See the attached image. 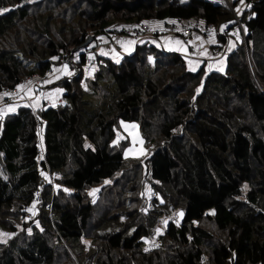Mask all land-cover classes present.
<instances>
[{
    "label": "trees",
    "instance_id": "trees-1",
    "mask_svg": "<svg viewBox=\"0 0 264 264\" xmlns=\"http://www.w3.org/2000/svg\"><path fill=\"white\" fill-rule=\"evenodd\" d=\"M42 1L0 0L11 9L0 14V89L47 74L51 57L117 24L196 19L217 32L240 0H229L232 10L222 0H78L86 7L72 5L76 24L56 27ZM245 1L244 42L223 72L191 71L180 54L145 42L119 63L96 56L86 89L81 75L60 80L63 103L20 105L0 120V227L16 232L35 202L40 225L0 244V264H264V0ZM217 36L225 42L226 32ZM121 121L137 122L152 146L146 176L164 199L152 209L141 204L144 176L138 185L111 143ZM55 170L59 188L41 175ZM98 185L97 218L87 190ZM176 209L183 215L157 233ZM155 237L159 247L145 253Z\"/></svg>",
    "mask_w": 264,
    "mask_h": 264
},
{
    "label": "rangeland",
    "instance_id": "rangeland-1",
    "mask_svg": "<svg viewBox=\"0 0 264 264\" xmlns=\"http://www.w3.org/2000/svg\"><path fill=\"white\" fill-rule=\"evenodd\" d=\"M180 1L184 2V1H188V0H180ZM222 1H224L225 4L232 10L229 0H222ZM54 3H55L54 1L53 2H48L47 0H43L38 5L41 8L40 11H42V9H44V11H43L44 14H49V15L52 16V18L54 20V22L52 23L53 27L57 26V24L59 23V20H65L63 22V24L65 26H67V22H66L67 20H70L69 22L72 23V24H76V22L78 20V17L74 16V13H75L74 8L78 7L80 9H82V8L86 7L85 3L79 4L78 0H71V1L65 3V4H63L61 6L55 5ZM73 4L76 5L74 8H72ZM245 5H247L246 1H245ZM245 5H241L240 1H239V3L236 4L235 9L233 8V10H232L235 13L234 14V18L236 16L240 17L244 13ZM238 7L242 9V12L240 14H237V12H236V9ZM30 12H31L32 15H35V11L34 10H31ZM32 20H33V22H36V23L38 21L36 19H32ZM38 22H40V21H38ZM147 22H149V23H146V24L151 26L153 29H155L154 27H159L161 25V24L157 23V22H159L158 20H151V21H147ZM121 25L122 24L115 25L113 28L116 31H118V32L116 33V31H115V32L110 33V34L113 35V36L118 35V34H123L119 30H117ZM53 29H55V28H53ZM215 30H216V28H215ZM51 33L54 34L55 31L51 30ZM169 33L172 34L171 32H169ZM215 33H216V31H215ZM64 34L67 35V32H65ZM149 35H153V37H154L155 32L152 33V34L150 33ZM54 37L57 40V38L59 36L54 34ZM34 39L37 40L39 38L35 37ZM223 47L224 46H222L221 48H217V47L214 48V49H217V51H218L217 55L221 54V53H225V50H224ZM184 51H187V52L186 53L185 52H178V53H180L181 55H184L187 58H189V50H188V46L187 45L184 47ZM73 55L74 54H70V55H67L65 58L61 59L60 61H58V60L55 61L56 65H57L56 69H61L62 65L67 64L68 65V71H70L72 73V75H67L64 72H61L62 73L61 75L57 74V76L59 78L57 79L56 78L57 76H55V78L53 79L54 82L53 83H49V87H53L55 82H57V80L58 81L64 80V79L68 80L69 78H73L76 75H81V78L83 80L84 88L85 89L88 88V85H89L88 83L91 81V78H93V75L97 71V65H96V63H94V64L90 63L92 65H88V63H84V64L81 65V67H79L78 64H77V59L75 60L76 55L75 56H73ZM122 57L123 56H121L119 58H114L113 60L117 62V60L120 61ZM151 60H152V58H151ZM203 69H204L205 73H208V72L212 71V70H205V68H203ZM215 72H218V71H215ZM58 84L59 83L57 82L56 85H58ZM46 87L47 86L41 88L42 90L40 92H36V94H39V95H34L33 98L30 97L32 99V101H33L34 97H39L42 92L50 91L51 93H55L54 91L46 89ZM57 87L58 86H55L53 88L54 89H58ZM50 98L53 99V103L56 106L57 101L55 99V96H52ZM61 99L63 100V102L65 101L63 94L61 95ZM15 103L17 104V101H13L11 104H15ZM33 104L35 105V103H33ZM33 108H35V107L33 106ZM5 111H7V110H5ZM132 125H136V127L133 128ZM114 140L117 141L116 144L112 143ZM112 142L111 143L115 147H119L122 150L123 155H124V157H125V159L127 161L126 162L127 163L126 170L130 171L132 175H135V174L138 175V176L135 177L138 180V185L140 184L141 177L144 176L143 177L144 178L143 186H142V188L140 190L141 191L140 196L142 197L141 198L142 199V203L141 204L143 206H145V208H148L149 206H152L153 205L152 202L154 200H156V202L162 204V202H164L163 197L161 196L160 193H158L156 191V188L153 189V187H155V186L151 183L150 179L147 178V176H146V159L151 154L152 146H147V145L144 144L143 137L141 136L140 131H139L138 123L135 122V121H123V124H122L120 122L119 125H118V128L116 129V136L114 137ZM126 150H128L127 157L125 156V151ZM141 150H143V151L141 152ZM130 160H131L132 163H129ZM137 162H140L139 165H138V168L135 167V164H137ZM121 174H122V172H119V173H117V176H120ZM47 179L49 180V176L48 175H47ZM107 181H109V180H107ZM111 183H113L112 180H110V184ZM52 184H53L52 186L57 188L56 187L57 184H56L55 180L52 182ZM152 185H153V187H152ZM100 188H102L101 185H98V186L92 187V188L87 190V194L89 195L91 202H93V204H95V208H94L95 214H94V216H96L97 218L99 217L100 210H99L98 205L96 204V202L98 201L99 190H101ZM65 189L66 188H64V190ZM92 189H98V191L93 193L92 195H90L89 193H90V191ZM66 192H67V194H69L70 190H68ZM36 205H37L36 202L30 205L29 212H27L25 219L24 220L20 219L19 223L17 224V231L16 232H10V231L5 230V229L0 227V244H7V242L11 238H13V237H15L17 235H20V234H22L24 232H26V234H31L32 230H33L32 229L33 226L40 227V225L38 224L37 220L34 218V216L36 214ZM173 212H175V211H173ZM173 212H171L170 214H167V215H162L160 217V220H161V222H160L161 226L159 228L160 231L163 230L164 220L167 219V218H171L170 216H172ZM176 213H180V210L176 209ZM179 216H181V215H179ZM23 221L25 222V226L21 225ZM29 229H31V232H29ZM5 233L12 234V235H3ZM214 235L216 237H223L224 236V234H221V233H217V234H214ZM151 240H153V238ZM87 242H89V241H87Z\"/></svg>",
    "mask_w": 264,
    "mask_h": 264
},
{
    "label": "crops",
    "instance_id": "crops-1",
    "mask_svg": "<svg viewBox=\"0 0 264 264\" xmlns=\"http://www.w3.org/2000/svg\"><path fill=\"white\" fill-rule=\"evenodd\" d=\"M158 21L162 23H159L161 24L159 27H154L155 28L153 30V33L155 32L154 37L153 35H149V33H143L141 36L140 35L139 36L124 35V34H118V35L113 36L110 34L111 33L110 32L109 35H102L98 37H93V36L88 37L90 41H88L87 44H90L93 41L97 42L98 45H96L95 56L97 55L103 58L104 57L109 58L111 60H113L114 58H119L126 54H130L131 52H133L137 44H142L145 42L155 46L156 48L162 50L163 52H175V53H178V52L186 53L187 51H184V47L187 45L188 50H189V58H187L184 55H181L180 53L178 54H180L185 59L186 65L189 70H191L190 64H189V61H191L193 62V65H196L198 63L196 71L199 70L200 68H205V70H209V65H211L212 67L210 70L223 72L226 67L227 55L230 54L232 51H234L239 44L244 42V38L241 32L238 31L237 33H234L232 30H230L231 23L228 24L226 28H224V30H227L226 40L225 42L221 43L220 40H218V36H217V34L221 31V27L216 33L214 32L215 34L212 38L206 39L202 36L200 32H194L188 37L182 36L181 34H170L166 30V26L170 22L165 21V20H158ZM100 37H103L104 39L101 40L99 39ZM197 37H199V39H197ZM86 41L83 43L82 48H78L75 52L72 53L74 54L73 56L76 55L75 60L76 59L78 60V55L83 51L84 46L87 45L85 44ZM129 41H132L133 43L130 44ZM177 41H180L181 43L177 44ZM212 41H215V43H213ZM230 42H231V45H233V47L231 48V51H229ZM222 46H224L223 48L225 50V53H221L217 55L218 51L217 49H214V48L215 47L221 48ZM101 49H103L104 52L107 54L106 55L101 54ZM191 49L194 50V53L191 52ZM200 53H204V55H200ZM88 65H91V64H88ZM56 67L57 65L56 63H54V65H52L51 71L48 73L46 72L47 74H44L46 77L42 80V82L32 85L35 91L32 93H27L28 98L31 100L30 101L31 104L35 108H38L39 106L45 107L49 105H55L53 103V99L50 98L52 96H55V99L57 101L56 105L63 103V100L61 99V95L64 94L65 90L59 84L56 85L57 82L58 83L60 82L58 80L57 82H55L53 87L58 86L57 87L58 89H63L62 92L51 93L50 91H46V92H42L45 94L44 96H41L40 94L39 96L40 98L38 100L36 99V97H34L33 101L30 98V97L33 98L34 95H39V94H36V92H40L42 90L41 88L45 86H47L46 89L53 91L54 88L49 87V83L45 84L43 83V81L50 80L51 81L50 83H53L54 82L53 79L55 78V76H57V74L59 75L62 74L61 71L53 72V69L54 68L56 69ZM221 67L223 68V71L220 70ZM49 93H51V95H47ZM33 103H35V105ZM7 104H11V103H3L0 101V107H4ZM15 105L17 106L16 107V110H17L20 104L15 103ZM5 112L6 114L14 113V112H8V111H5Z\"/></svg>",
    "mask_w": 264,
    "mask_h": 264
},
{
    "label": "built area",
    "instance_id": "built-area-1",
    "mask_svg": "<svg viewBox=\"0 0 264 264\" xmlns=\"http://www.w3.org/2000/svg\"><path fill=\"white\" fill-rule=\"evenodd\" d=\"M203 20H196V19H188V20H174L175 23H169L166 26V30L168 32H171L172 34H181L182 36L188 37L194 32H200L202 36L206 39H210L214 36V28L212 27L211 24H208L203 21ZM145 22V21H143ZM136 23V24H122L117 30H119L121 33L125 35H142L143 33H153V28L146 23ZM230 30H232L234 33H237L238 31L241 32L243 35V38L245 36V31L243 28V25L239 19V17H235L234 20L231 23ZM116 30L113 28L112 32H115ZM227 30H223L220 32H226ZM118 31H116L117 33ZM98 45L97 42H92L89 45L85 46L83 48L82 53L85 54L86 57V62L87 63H94L95 62V47ZM191 52L194 53V50L191 49ZM91 57V59H90ZM45 75H40V74H33L30 75L28 78H26V81H32V85L41 83L42 80L45 78ZM2 93H14L15 95L12 96H4L0 98V101L3 103H12L13 101H17L18 104L22 105H27L31 108H33V105L30 102V99L27 96V93L24 91H19L17 90L16 86L13 87H3L0 89V94ZM40 136V135H39ZM41 138V136H40ZM38 156L39 158H43V148L41 145L38 148ZM46 173V172H45ZM49 176V181L52 183L56 178L59 177V171H53L52 173H46ZM152 209V206L149 207ZM171 218H167L164 221H167V223H163V228L168 225L170 220H177L179 218L178 213L172 214L170 216ZM159 247V238L155 237L153 240L149 241L146 243L143 247V251L148 253L151 252ZM148 249L145 251V249ZM200 261L204 262L205 257L203 254L200 255Z\"/></svg>",
    "mask_w": 264,
    "mask_h": 264
},
{
    "label": "snow or ice",
    "instance_id": "snow-or-ice-1",
    "mask_svg": "<svg viewBox=\"0 0 264 264\" xmlns=\"http://www.w3.org/2000/svg\"><path fill=\"white\" fill-rule=\"evenodd\" d=\"M28 2L30 3V2H32V0H28ZM240 4L241 5H245V0H240ZM245 7H249V6L248 5H245ZM9 11H11L10 8H0V14L6 13V12H9ZM236 12H237V14H240L242 12V9L238 7L236 9ZM169 22L170 23H175L174 21H169ZM143 23H149V22L145 21ZM158 23H162V22H158ZM201 23H203V21H201ZM229 23H232V22L230 21ZM226 27H227V25H222L221 26V31H223L224 28H226ZM99 39L103 40L104 38L103 37H100ZM197 39H199V37H197ZM212 42L215 43V41H212ZM129 43L131 44L133 42L132 41H129ZM180 43H181L180 41H177V44H180ZM232 47H233V45H231V42H230L229 51H231V48ZM101 54H105L106 55L107 53H105L104 50L101 49ZM200 55H204V53H200ZM51 59L52 60H57L58 57H55L54 56V57H51ZM90 59H91V57H90ZM149 59L151 60V57ZM117 63H119V60H117ZM189 64H190L191 70L192 71H196V68L198 66V63L196 65H193V62L189 61ZM211 67L212 66L209 65V70L211 69ZM220 70L223 71V68L221 67ZM57 71L64 72L67 75H72V73L70 71H68V65L67 64H64L61 69H55V68L53 69V72H57ZM56 78L58 79L59 77L57 76ZM50 82H51L50 80L43 81V83H45V84L50 83ZM16 88H17L18 92L19 91H24L26 93H32V92L35 91L34 87L32 86V81H26L23 84H17L16 85ZM53 91L54 92H62L63 89H54ZM200 91H201V88L198 87L196 89L197 94H199ZM12 95H15V94L14 93H2V94H0V98H2L4 96H12ZM44 95H45L44 93H41V96H44ZM47 95H51V93H49ZM39 98L40 97H36L37 100ZM193 99H195V97H193ZM16 107L17 106L15 104H7L4 107H0V120H2L3 117L6 115L5 109H7L8 112H15L16 111ZM121 123L123 124V121H121ZM132 127L134 128V127H136V125H132ZM112 143L113 144H116L117 141L114 140ZM86 147H91V146L90 145H86ZM142 151L143 150H141V152ZM127 155H128V150L125 151V156L127 157ZM41 175L42 176H45V178L47 179V174L46 173L41 172ZM105 183H110V181H105ZM56 187L59 188L60 185H56ZM244 187L246 188L247 186L245 185ZM65 191H68V189H65ZM97 191H98V189H92L89 194L92 195L93 193H95ZM142 211H144V209H142ZM179 215L182 216L183 215V212H180ZM121 219H123V217H121ZM164 223L166 224L167 221H164ZM156 231H157V233H159L160 232V229H156ZM29 232H31V229H29ZM3 235H12V234L5 233ZM85 243H87V242H85ZM147 250L148 249L146 248L145 251H147Z\"/></svg>",
    "mask_w": 264,
    "mask_h": 264
},
{
    "label": "clouds",
    "instance_id": "clouds-1",
    "mask_svg": "<svg viewBox=\"0 0 264 264\" xmlns=\"http://www.w3.org/2000/svg\"><path fill=\"white\" fill-rule=\"evenodd\" d=\"M87 45H88V44H87ZM87 45H86V46H87ZM84 47H85V46H84ZM95 49H96V47H95ZM94 58H96V56H95ZM86 63H87V62H86ZM88 64H90V63H88ZM49 72H50V71H49Z\"/></svg>",
    "mask_w": 264,
    "mask_h": 264
},
{
    "label": "water",
    "instance_id": "water-1",
    "mask_svg": "<svg viewBox=\"0 0 264 264\" xmlns=\"http://www.w3.org/2000/svg\"><path fill=\"white\" fill-rule=\"evenodd\" d=\"M88 41H90L89 39L86 41V43L85 44H87L88 43Z\"/></svg>",
    "mask_w": 264,
    "mask_h": 264
}]
</instances>
